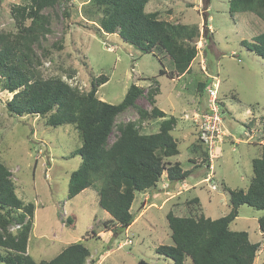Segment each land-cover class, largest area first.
Instances as JSON below:
<instances>
[{"label":"rangeland","instance_id":"374dc122","mask_svg":"<svg viewBox=\"0 0 264 264\" xmlns=\"http://www.w3.org/2000/svg\"><path fill=\"white\" fill-rule=\"evenodd\" d=\"M88 1L61 0L44 10L50 17V32L35 46L40 57L36 70L45 77L60 76L84 91L90 89L93 77L106 74L109 80L99 86L97 95L113 104L121 102L132 83L138 84L145 92L137 104L148 110L153 106L148 91L158 84L156 103L166 117L177 119L172 132L180 153L169 161H180L183 169L193 170L175 182L164 171L157 187L137 192L131 208L136 218L121 229L99 205L97 187L69 198L70 175L82 160L71 156L82 143L78 130L72 125L50 126L41 115L9 113L7 102L14 93L0 89V160L11 170L19 197L35 204L28 253L37 261L49 260L69 243L81 242L91 252L86 264H139L140 259L173 264L156 252L160 244L172 243L168 213L186 215L193 206L207 217L225 215L230 210L228 187L246 189L253 176L252 159L264 146V59L242 40L264 32V21L249 11L231 15L230 0H149L146 10L157 11L161 19L200 28L198 54L190 70L170 78L159 74L160 69L173 67L168 56L143 53L118 33L98 32L84 13ZM24 3L0 0V30L17 31L12 8ZM199 82H208L203 91ZM209 86L218 88L225 132L211 146L210 169L197 146ZM131 120L138 122L141 132L152 133L159 130L162 118L149 116L141 121L136 107L116 117V123ZM117 133L115 128L109 144ZM192 157L200 163L195 168ZM196 196L200 203L188 204ZM263 214L243 204L231 228L246 230L251 241L262 242L258 219ZM16 229L17 225L11 227ZM255 260L264 264L262 249Z\"/></svg>","mask_w":264,"mask_h":264},{"label":"trees","instance_id":"16d2710c","mask_svg":"<svg viewBox=\"0 0 264 264\" xmlns=\"http://www.w3.org/2000/svg\"><path fill=\"white\" fill-rule=\"evenodd\" d=\"M23 1L12 8L17 31L13 34L0 30V89L14 93L7 109L17 116H44L50 126H74L82 143L71 156L79 155L82 160L70 175L69 198L88 187H97L99 205L112 216L110 222L118 223L121 229L128 227L136 218L131 208L137 192L157 187L164 171L175 182L189 177L193 170L183 169L180 161H169L180 153L179 141L172 132L177 119L173 115L166 117L156 103L158 84L148 91L153 105L148 110L137 104L145 92L138 84L132 83L121 102L113 104L97 95L99 86L109 80L106 74L93 77L90 89L84 91L60 76L45 77L39 73L35 65L40 57L35 46L50 32V17L44 10L54 8L61 0ZM148 2L89 0L84 13L98 32L118 33L143 53L168 56L173 67L162 68L159 74L179 77L190 70L198 54L200 28L194 23L161 19L157 11L146 10ZM229 10L231 15L249 11L264 21V0H230ZM242 44L264 59V32L252 40L243 39ZM151 80L156 83L155 78ZM207 83L199 82L200 90ZM131 107L137 108L141 121L149 116L162 118L159 130L141 132V126L132 120L116 123V117ZM115 128L118 133L109 144ZM197 146L203 163L210 169V147L199 137ZM190 162L193 168L200 164L193 157ZM251 164L249 186L228 187L230 210L225 215L207 217L193 206L186 215L169 212L172 243L160 244L156 252L170 258L173 264H254L257 252L264 251V240L253 242L246 230H234L231 224L243 204L264 211V146ZM11 177V170L0 160V264H86L91 252L81 242L69 243L49 260L37 261L28 253L35 204L19 197ZM197 202L200 203L198 196L188 204ZM68 220L72 223L71 218ZM258 222L264 236V214ZM13 225H17L15 231L11 230ZM139 264L149 263L140 259Z\"/></svg>","mask_w":264,"mask_h":264},{"label":"built area","instance_id":"2783aa9c","mask_svg":"<svg viewBox=\"0 0 264 264\" xmlns=\"http://www.w3.org/2000/svg\"><path fill=\"white\" fill-rule=\"evenodd\" d=\"M204 111V121L201 127H199V138H201L204 143L210 147L211 151V146L214 145V141H216L218 137L220 138L225 134L222 127V104L218 97L217 86H209L208 98L205 103Z\"/></svg>","mask_w":264,"mask_h":264},{"label":"crops","instance_id":"0c3cea01","mask_svg":"<svg viewBox=\"0 0 264 264\" xmlns=\"http://www.w3.org/2000/svg\"><path fill=\"white\" fill-rule=\"evenodd\" d=\"M212 167V166H211ZM264 237V236H263ZM256 261V260H255ZM254 261V264H256V262ZM88 262V261H87Z\"/></svg>","mask_w":264,"mask_h":264}]
</instances>
